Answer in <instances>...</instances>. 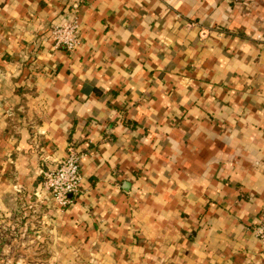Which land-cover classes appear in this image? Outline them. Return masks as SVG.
Here are the masks:
<instances>
[{
  "label": "crops",
  "instance_id": "crops-1",
  "mask_svg": "<svg viewBox=\"0 0 264 264\" xmlns=\"http://www.w3.org/2000/svg\"><path fill=\"white\" fill-rule=\"evenodd\" d=\"M74 20L81 46L57 48ZM70 146L60 210L40 176ZM33 201L52 254L264 264V0H0L2 221Z\"/></svg>",
  "mask_w": 264,
  "mask_h": 264
},
{
  "label": "rangeland",
  "instance_id": "rangeland-1",
  "mask_svg": "<svg viewBox=\"0 0 264 264\" xmlns=\"http://www.w3.org/2000/svg\"><path fill=\"white\" fill-rule=\"evenodd\" d=\"M40 178L43 184V176L41 175ZM17 210H19L18 218L11 217L2 221V206L0 209V264L2 257L5 263L12 261L13 264H90V258H86L83 253L52 254L37 244L46 243L44 237L35 241L36 238L30 236L31 230L42 232L48 226L46 212H49L50 208H47L45 203L33 201L18 206ZM21 230L25 231V236L16 237ZM15 245L20 247L14 251L12 246ZM2 248L5 249L4 252Z\"/></svg>",
  "mask_w": 264,
  "mask_h": 264
},
{
  "label": "built area",
  "instance_id": "built-area-1",
  "mask_svg": "<svg viewBox=\"0 0 264 264\" xmlns=\"http://www.w3.org/2000/svg\"><path fill=\"white\" fill-rule=\"evenodd\" d=\"M52 38L57 48L73 52L81 46V26L77 20L55 26ZM83 155L73 146L69 147L67 156L55 170L43 171V187L60 210L67 209L80 194L82 180ZM254 235L264 244V210L259 223L252 229Z\"/></svg>",
  "mask_w": 264,
  "mask_h": 264
}]
</instances>
